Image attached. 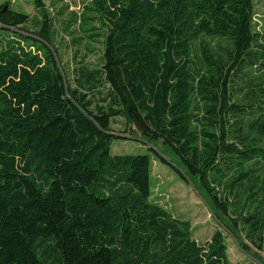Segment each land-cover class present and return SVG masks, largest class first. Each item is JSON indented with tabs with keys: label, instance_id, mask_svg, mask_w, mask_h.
Here are the masks:
<instances>
[{
	"label": "trees",
	"instance_id": "trees-1",
	"mask_svg": "<svg viewBox=\"0 0 264 264\" xmlns=\"http://www.w3.org/2000/svg\"><path fill=\"white\" fill-rule=\"evenodd\" d=\"M56 3H0V264H233L227 234L264 264L254 0ZM118 118L149 154L112 153ZM153 157L206 195V243L152 201Z\"/></svg>",
	"mask_w": 264,
	"mask_h": 264
},
{
	"label": "rangeland",
	"instance_id": "rangeland-1",
	"mask_svg": "<svg viewBox=\"0 0 264 264\" xmlns=\"http://www.w3.org/2000/svg\"><path fill=\"white\" fill-rule=\"evenodd\" d=\"M47 6L52 7V2L56 3V7L60 8L62 4H70V10L79 11L84 0H44ZM9 2L13 9L22 11L29 15H34L33 0H0V3ZM255 2V23L257 29L264 32V0H254ZM55 7V8H56ZM51 9V8H50ZM55 10V9H54ZM7 38H10L9 35ZM8 40V39H7ZM63 63L67 67H72L70 62L72 59V47L68 44V40L58 43ZM97 54L100 48L97 47ZM97 56V55H96ZM92 62H97V57H91ZM112 128L116 134L125 136V140H116L112 145V153L114 155L124 154H149V145H145L138 135H134L131 129L127 133L124 131L125 124L122 119H116ZM155 145V144H154ZM156 147L163 156L180 166L174 156L171 155L162 145L157 144ZM152 201L163 206L176 218L189 220L193 227V236L199 243L209 241L213 233L218 228L217 222L212 214L210 205L206 199V195L200 189V186L194 181H185L182 179L172 167L161 163L153 157L152 165ZM228 245L229 259L233 264H259L253 258L245 253V251L237 244L233 236L226 235ZM261 259L264 260V253H261Z\"/></svg>",
	"mask_w": 264,
	"mask_h": 264
}]
</instances>
